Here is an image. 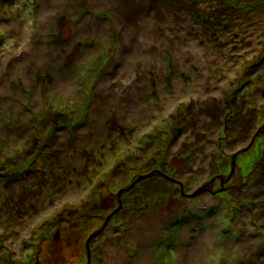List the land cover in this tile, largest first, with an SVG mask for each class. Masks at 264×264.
<instances>
[{"label": "rangeland", "instance_id": "374dc122", "mask_svg": "<svg viewBox=\"0 0 264 264\" xmlns=\"http://www.w3.org/2000/svg\"><path fill=\"white\" fill-rule=\"evenodd\" d=\"M137 1L125 102L107 0H0V264H264V0Z\"/></svg>", "mask_w": 264, "mask_h": 264}, {"label": "bare ground", "instance_id": "6f19581e", "mask_svg": "<svg viewBox=\"0 0 264 264\" xmlns=\"http://www.w3.org/2000/svg\"><path fill=\"white\" fill-rule=\"evenodd\" d=\"M107 2H108L107 7L111 8V10L113 11L115 18H116V21L120 25L122 32L125 35V37H126L127 33H131V34L135 35L134 36L135 39L144 40L145 43L148 44V45H146L147 47L145 45L144 46H142V45L134 46L133 52H135V49L137 48V51L135 52L134 58H135L136 54L139 53L138 58L134 61L133 64L124 65L123 68L121 66L122 69H119L117 71V74H118L117 76L119 77L120 81H124V84L113 85V86H111V84H107V85H105V87L107 88L108 91H106V89L103 88V86L99 88V91H106V93L104 92V97L106 96V94L109 91L114 92L113 90H110L112 87H115V89L118 88V92L121 95H123V94L126 95L125 96V98H126L125 102H127L129 100L128 96H130V93L137 91V90L141 91V93H142L146 89V85L145 86L142 85V86L138 87V85H139L138 83H141L140 78L138 77L139 76L138 71L141 68V66H140L141 61L143 62L146 58H151V59L156 61V64L165 63V60L163 58L164 53L162 55V53H161L162 51L160 52V50L163 48L165 49L166 45H167L166 50L174 49L177 61H179V58L182 59L183 57L182 56L179 57V52L177 50H175L174 46H173V48L171 47L173 45L172 42H168V43L166 42V43H163V44L157 45V46L152 45L153 44L152 42L155 41V34L153 33V31L155 32L156 30H154V29L153 30L151 29L148 33H147V29H146V34L144 36L138 35V32L136 31V27H140L142 22L145 21V19L140 18V20H139L140 10L143 6H141L137 0H107ZM101 28L105 29V27L103 25H101ZM77 35H80V34L78 33ZM74 40H76V38ZM174 45H175V43H174ZM69 46H67V48ZM128 49H130V47H128L125 43H123L121 56H123V54L126 53V51ZM90 51L91 50L86 49L85 52H82L80 54L82 56L81 60ZM132 55H133V53H132ZM44 57L45 56H43V55L38 56V58L40 60H42ZM24 65H25V70H24L25 72H23V75H25V74L29 75L30 71H31V67H29L27 64H24ZM131 77H133L132 82H131V80H132ZM138 88H140V89H138ZM128 91H130V93ZM102 100H105V99L102 98ZM132 105H127V109L125 112L126 114H128L129 111H132V110L134 111V110L138 109L137 106H132ZM140 108H141V111L140 110L139 111L142 112L144 109L143 106L139 105V109ZM213 116H214L213 118L216 117L215 113H213ZM76 124H78V123H76Z\"/></svg>", "mask_w": 264, "mask_h": 264}]
</instances>
